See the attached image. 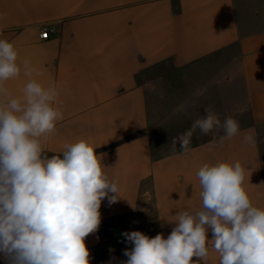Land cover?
<instances>
[{"label": "crops", "instance_id": "1", "mask_svg": "<svg viewBox=\"0 0 264 264\" xmlns=\"http://www.w3.org/2000/svg\"><path fill=\"white\" fill-rule=\"evenodd\" d=\"M0 39L21 65L4 82L11 96L22 97L29 79L58 91L63 119L40 138L43 151L62 155L86 140L118 183L120 199L101 203V224L167 238L169 221L200 208L205 163L239 161L253 206L264 209V0H0ZM25 60L39 75H24ZM206 107L238 120L240 133L221 143L222 129H197L191 150L180 154L177 143L174 153L172 139ZM85 243L90 264H120L132 247L103 242L99 230ZM208 248L207 264H219Z\"/></svg>", "mask_w": 264, "mask_h": 264}, {"label": "clouds", "instance_id": "2", "mask_svg": "<svg viewBox=\"0 0 264 264\" xmlns=\"http://www.w3.org/2000/svg\"><path fill=\"white\" fill-rule=\"evenodd\" d=\"M17 59L13 43L0 39V254L6 264H90L85 239L100 227L102 201L120 199L118 183L86 140L66 144L62 155L43 151L40 138L63 119L54 106L58 91L29 79L22 97L11 96L4 82L20 75ZM22 67L25 76L39 75L27 60ZM204 111L172 139L174 153L177 143L180 154L191 150L197 129L203 135L222 129L221 143L240 133L234 117L221 121L212 108ZM243 139L255 142L251 135ZM196 175L200 208L180 211L169 221L175 227L167 238L122 233L132 247L123 251L127 259L120 264H207L209 241L219 264H264V209L253 206L241 163H205Z\"/></svg>", "mask_w": 264, "mask_h": 264}, {"label": "built area", "instance_id": "3", "mask_svg": "<svg viewBox=\"0 0 264 264\" xmlns=\"http://www.w3.org/2000/svg\"><path fill=\"white\" fill-rule=\"evenodd\" d=\"M49 35V31L47 29H44L41 33L40 37L41 39H47ZM107 232L109 235L108 241H114L119 245H122L125 243V238L122 235V233L125 232L122 226L118 225L116 222L112 221L108 223L107 225Z\"/></svg>", "mask_w": 264, "mask_h": 264}, {"label": "trees", "instance_id": "4", "mask_svg": "<svg viewBox=\"0 0 264 264\" xmlns=\"http://www.w3.org/2000/svg\"><path fill=\"white\" fill-rule=\"evenodd\" d=\"M107 225L108 223H103V224H100V227H99V232H100V236H101V239L103 242H106L108 241V238H109V235H108V232H107Z\"/></svg>", "mask_w": 264, "mask_h": 264}, {"label": "rangeland", "instance_id": "5", "mask_svg": "<svg viewBox=\"0 0 264 264\" xmlns=\"http://www.w3.org/2000/svg\"><path fill=\"white\" fill-rule=\"evenodd\" d=\"M119 245V244H118Z\"/></svg>", "mask_w": 264, "mask_h": 264}]
</instances>
